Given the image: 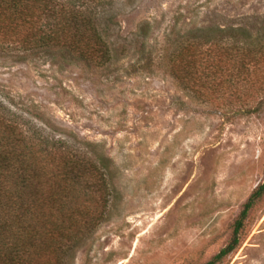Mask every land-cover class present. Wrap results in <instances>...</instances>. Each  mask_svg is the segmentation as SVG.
Here are the masks:
<instances>
[{
  "label": "rangeland",
  "instance_id": "obj_1",
  "mask_svg": "<svg viewBox=\"0 0 264 264\" xmlns=\"http://www.w3.org/2000/svg\"><path fill=\"white\" fill-rule=\"evenodd\" d=\"M82 1L108 62L0 43V115L95 195L62 264H205L264 184V0ZM222 264H264V196Z\"/></svg>",
  "mask_w": 264,
  "mask_h": 264
},
{
  "label": "trees",
  "instance_id": "obj_2",
  "mask_svg": "<svg viewBox=\"0 0 264 264\" xmlns=\"http://www.w3.org/2000/svg\"><path fill=\"white\" fill-rule=\"evenodd\" d=\"M80 2L0 0V43L19 46L29 57L45 52L87 65L108 62L107 45ZM249 59L263 65L264 44ZM63 149L60 141L0 115V264H62L76 228L87 221L95 195L80 162ZM263 196L264 184L243 205L229 243L205 264H222L237 249L248 214Z\"/></svg>",
  "mask_w": 264,
  "mask_h": 264
}]
</instances>
